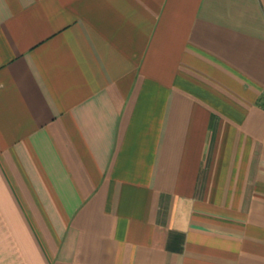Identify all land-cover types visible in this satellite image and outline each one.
Masks as SVG:
<instances>
[{
	"label": "crops",
	"instance_id": "1",
	"mask_svg": "<svg viewBox=\"0 0 264 264\" xmlns=\"http://www.w3.org/2000/svg\"><path fill=\"white\" fill-rule=\"evenodd\" d=\"M0 4V264H264V0Z\"/></svg>",
	"mask_w": 264,
	"mask_h": 264
},
{
	"label": "clouds",
	"instance_id": "2",
	"mask_svg": "<svg viewBox=\"0 0 264 264\" xmlns=\"http://www.w3.org/2000/svg\"><path fill=\"white\" fill-rule=\"evenodd\" d=\"M6 7V4H0V22L6 20L9 16V13L6 11Z\"/></svg>",
	"mask_w": 264,
	"mask_h": 264
}]
</instances>
